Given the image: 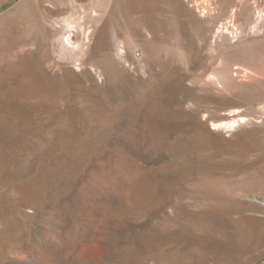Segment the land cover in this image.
Here are the masks:
<instances>
[{"label":"rangeland","instance_id":"374dc122","mask_svg":"<svg viewBox=\"0 0 264 264\" xmlns=\"http://www.w3.org/2000/svg\"><path fill=\"white\" fill-rule=\"evenodd\" d=\"M143 80L175 103L136 105ZM117 116L144 117L167 150L159 167L136 171L164 174L177 209L109 252L150 264H264V0H0V264L13 261L3 235L23 252L42 241L15 187L43 196L49 175L72 187ZM230 118L244 120L211 129ZM74 254L101 264L93 249ZM31 259L44 264L36 251Z\"/></svg>","mask_w":264,"mask_h":264},{"label":"bare ground","instance_id":"6f19581e","mask_svg":"<svg viewBox=\"0 0 264 264\" xmlns=\"http://www.w3.org/2000/svg\"><path fill=\"white\" fill-rule=\"evenodd\" d=\"M141 23L145 27L147 26L145 20H142ZM71 36L72 33H69L65 38V44H67V47L74 49L75 44ZM34 82L33 78H28V88ZM154 88L153 83L148 80H143L142 84L136 85L134 91L132 90L133 93L131 92L136 105L143 102L152 104L155 99L163 105L175 103V97L170 94L167 95L165 92H159L158 95L154 96ZM122 108L126 109V106L123 105ZM240 120H244V118H230L213 122L211 129L232 128ZM113 122L114 126L112 128L107 127V129L101 131L103 132L101 134L103 136L102 148L90 152L85 172L72 183V187L68 188L64 183H56L52 179V175L45 179L47 188L43 196L32 193L30 189L23 186L15 187L17 209L29 217L36 215L41 220L42 241L36 242L34 248L31 247L23 252L21 248L12 244L14 241L11 242L10 235H3V239L6 238L5 240H8L6 242L9 243L12 264H32L31 254L33 255L35 251L37 254H43L44 264H97L90 258L75 256L74 253L78 248L83 251L89 249L97 251L101 258V264L151 263L148 259L141 257L139 253L133 252V250L113 249L114 251H109L112 246H122L130 233L151 224L157 217L171 216V213H176L177 208H175L172 193L169 185L166 184L164 174L159 172L155 175L148 173L143 175L136 171L138 165L157 168L163 164L169 155L167 150L163 149L160 144L150 140V129L146 125L144 117L136 119L118 117ZM91 130L93 131V129ZM94 142L95 140H93ZM18 233L19 231L16 229L13 234L16 236ZM23 246L21 245V247ZM8 258L10 259V257Z\"/></svg>","mask_w":264,"mask_h":264},{"label":"water","instance_id":"95a60500","mask_svg":"<svg viewBox=\"0 0 264 264\" xmlns=\"http://www.w3.org/2000/svg\"><path fill=\"white\" fill-rule=\"evenodd\" d=\"M176 113L178 116H187L188 112L185 111L184 109H176Z\"/></svg>","mask_w":264,"mask_h":264}]
</instances>
